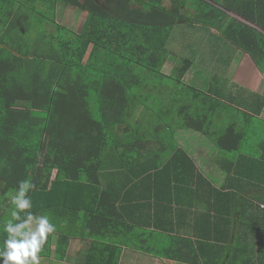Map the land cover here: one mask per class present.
<instances>
[{
	"label": "trees",
	"instance_id": "obj_1",
	"mask_svg": "<svg viewBox=\"0 0 264 264\" xmlns=\"http://www.w3.org/2000/svg\"><path fill=\"white\" fill-rule=\"evenodd\" d=\"M59 4L88 11L80 31L57 22ZM228 10L264 30V0H0V197L20 179H32V210L55 224L58 219L62 229L56 230L57 259L67 257L73 236L89 241L88 252L76 256L80 264H119L123 246L160 254L136 237L144 243L148 228L164 227L134 221L124 201L102 185L101 172L112 149L126 154L120 146L134 137L144 115L154 121L152 138L160 137L173 113L169 104L179 103L185 128L207 134L233 155L232 175L252 180L251 171H264V120H255L264 96L250 92L244 102L238 93L226 98L186 83L193 61L169 47L176 28L182 27L180 43L193 25L215 27L264 72V32ZM168 59L174 65L165 74ZM219 112L230 119L220 133L209 122ZM251 138L259 140L256 146H249ZM177 150L148 176L157 182L181 154L189 163ZM10 207L0 199V220ZM51 238L40 256L49 257Z\"/></svg>",
	"mask_w": 264,
	"mask_h": 264
},
{
	"label": "crops",
	"instance_id": "obj_2",
	"mask_svg": "<svg viewBox=\"0 0 264 264\" xmlns=\"http://www.w3.org/2000/svg\"><path fill=\"white\" fill-rule=\"evenodd\" d=\"M61 6L64 5L57 6L56 15ZM227 13L264 32L237 12L228 10ZM87 15L88 11L85 17ZM81 28L72 30L80 31ZM179 41L183 50L194 55L190 57L192 65L183 77L186 83L216 90L226 98L238 93L244 102L250 92L264 96V72L248 52L233 47L215 27L193 25L190 36L183 35ZM213 61H222L224 67L219 73L216 72L218 64L211 65ZM173 65L172 59H168L163 72L169 74ZM202 67H209V76L202 74ZM169 105L163 106L173 111L168 117L180 120L179 112L176 113L179 103ZM216 115L209 121L213 124L210 128L223 131L230 121L229 114L219 112ZM259 117L264 120V107L256 122ZM172 121L168 120V124L158 130L156 134L160 137L152 138L153 129L149 130V124L153 120L144 115L142 122H136L138 128L134 137L120 146V152L126 154L120 157L114 148L113 155H108L104 161L108 167L101 172V183L111 189L115 198L124 201L129 216L143 227H150L152 222L164 227L148 228L144 243L136 237L141 244L161 251L160 254L123 246L119 264L121 261L125 264H264V182L259 180L264 181V171L243 167L246 169L243 172H252L249 173L254 177L252 180L242 174L232 175L229 170L233 155L220 149L207 134L193 128H188L186 134L178 124V137H174L169 130L175 127ZM230 141L227 137L226 142ZM258 142L251 138L249 146H256ZM177 149L185 151L189 163L181 154L170 164L169 171L155 182L148 176V170L155 169L156 163L160 165L172 160ZM156 150L158 156L154 154ZM55 174L56 170L53 176ZM56 221L59 223L58 219ZM57 233L52 234L49 257L40 256L41 264H68L67 259L76 258L79 251L88 252L89 241L73 236L67 257L57 260L53 246ZM164 253H169L172 258L169 255L163 257Z\"/></svg>",
	"mask_w": 264,
	"mask_h": 264
},
{
	"label": "clouds",
	"instance_id": "obj_3",
	"mask_svg": "<svg viewBox=\"0 0 264 264\" xmlns=\"http://www.w3.org/2000/svg\"><path fill=\"white\" fill-rule=\"evenodd\" d=\"M32 179H20L0 199L11 205L0 220V264H41L40 253L57 225L44 212H34Z\"/></svg>",
	"mask_w": 264,
	"mask_h": 264
},
{
	"label": "rangeland",
	"instance_id": "obj_4",
	"mask_svg": "<svg viewBox=\"0 0 264 264\" xmlns=\"http://www.w3.org/2000/svg\"><path fill=\"white\" fill-rule=\"evenodd\" d=\"M86 13H87V10L80 9L79 7H75V6H65L64 7V6H61L59 8V11H57L56 20H57L58 23L60 22V23L64 24L65 26L68 25L72 29L78 30V29H80L82 27V25H83V23L85 21ZM47 25L51 26L52 24L48 23ZM176 26H178V24ZM180 28H182V27L176 28L174 30V32L172 33V38L169 41V47L171 49L175 48V51L177 52V55L179 57H188V58H190V57L194 56V55H192L191 51L182 50L180 48L181 42L178 43V38H179V35L181 34ZM38 29H41V27L39 25H35L34 30L38 31ZM231 45L233 47H235L233 44H231ZM86 57H87V55H86ZM221 62L222 61H213L211 63L212 66H215L216 64H218V69L216 71L218 73H219V70L221 69V67H224V65L221 64ZM207 64H209V63H207ZM208 72H209V67H202V74L203 75L206 74L205 77L209 76V75H207ZM175 106H177V105H175ZM159 109H164V107L163 106H161V107L159 106ZM176 117H177V115H176ZM168 120H173L172 124H174L175 127H173L172 129H169V128L168 129L173 132V136L174 137H178V132H179L178 124H179V128H183V132L186 131V134L188 133L189 129L185 128L183 119H180V120L174 119L173 116H172V117H168ZM188 141L190 143V140H188ZM55 220H57V219H55ZM56 225H59L58 221H57ZM57 230L61 231L62 229H61V227L57 226ZM72 235H74V233H72ZM53 241H54V237H53ZM54 242L55 243H53V246L56 247L57 241H54ZM80 256L81 257L84 256V254L81 251H80ZM64 259H62V260H64ZM57 260H60V259H57ZM67 260H69L68 264H80V263H78V261H76L77 259L76 258L73 259V257H70V259L68 258ZM121 264H125V263H123V261H121Z\"/></svg>",
	"mask_w": 264,
	"mask_h": 264
}]
</instances>
